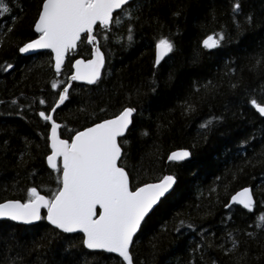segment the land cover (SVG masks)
Wrapping results in <instances>:
<instances>
[{
    "label": "trees",
    "instance_id": "16d2710c",
    "mask_svg": "<svg viewBox=\"0 0 264 264\" xmlns=\"http://www.w3.org/2000/svg\"><path fill=\"white\" fill-rule=\"evenodd\" d=\"M7 2L12 10L0 17V68L13 67L0 70V201L26 199L28 187L45 195L56 189V173L45 163L49 124L38 113L51 109L73 59L91 55V45L79 44L59 74L50 51L22 55L18 46L37 35L33 25L42 0ZM133 2L140 9L133 12L140 16L133 39H113L127 37L124 27L116 26L97 37L106 57L102 77L92 85L72 83L68 100L54 115L61 135L68 137L74 133L69 129L111 117L124 106L135 107L124 148L133 182L175 173L171 192L136 234L131 246L135 264H264V225L256 227L257 216L264 213V117L248 102L264 103V0H242L253 22L241 30L232 23L231 0ZM13 16L17 19L9 32ZM221 26L225 40L204 48V37ZM169 33L176 48L154 68L155 39ZM258 58L262 63L256 67ZM184 101L195 110L185 114ZM209 116L222 119L201 128ZM145 130L147 135H141ZM180 147L188 148L190 156L169 162V152ZM243 186L253 191L251 211L229 204ZM181 220L194 227L176 231ZM228 233L239 246L226 254L223 248L232 245ZM82 239V233L62 232L44 219L31 225L3 219L0 264H122L119 255L89 250Z\"/></svg>",
    "mask_w": 264,
    "mask_h": 264
},
{
    "label": "snow or ice",
    "instance_id": "6c2138e0",
    "mask_svg": "<svg viewBox=\"0 0 264 264\" xmlns=\"http://www.w3.org/2000/svg\"><path fill=\"white\" fill-rule=\"evenodd\" d=\"M11 10L7 0H0V17L10 14ZM139 11L133 0H42L33 25L36 38L24 42L17 50L24 54L35 49H51L54 54V67L59 74L65 53L74 51L79 44L87 43L91 45L92 58L75 60V71L69 80L94 83L102 77L101 69L106 64L105 54L97 46V37L102 32H110L112 26H116L124 27L127 37L121 35L112 38L131 41L135 24L140 20V16H134L133 12ZM231 13L232 23L237 30L245 25L251 26L253 16L243 12L242 0H231ZM11 19L12 27L8 28L9 32L13 30L17 18L13 16ZM172 35L160 34L155 39L154 68L161 62L162 57L175 50ZM225 38L221 26L220 31L205 36L201 44L206 49H213L220 46ZM104 39L107 40L108 37L105 35ZM3 45L4 40L0 38V47ZM261 63L262 59L258 58L255 66L259 67ZM12 67V64H6L0 70L7 71ZM51 87L56 89L57 82L53 81ZM232 87L237 85L233 84ZM69 95L70 89L61 83L58 99L51 106V111L64 104ZM12 102L16 103V99ZM248 102L264 116V103H258L256 99ZM40 103L44 104L45 101L41 99ZM183 108L184 113L188 114L195 110V105L184 101ZM51 111L48 114L40 111L38 116L51 122L48 136L50 151L45 159L49 168L56 173L57 187L48 195L41 194L37 187H28L26 199L3 200L0 202V218L24 224L47 220L62 232H81V243L84 247L117 253L122 258V264H134L131 246L135 242L136 234L142 224H146L152 216L154 206L158 207L157 202L173 187L176 182L175 173L157 176L151 182H133L135 178L125 161L127 152L124 148L129 143L125 134L131 130L129 126L136 112L135 107L124 106L110 118L101 119L82 130L69 129L74 132L69 139H61L58 135L57 130L61 125L53 119ZM221 119L219 116H209L200 127L206 128ZM141 135H147V131H142ZM244 143L245 141H241V144ZM24 156L25 153H21V160ZM189 156L188 148H178L170 152L167 159L169 162H180ZM233 201L250 211L253 208L254 201L248 187L232 195L229 203ZM42 209L46 210V215H42ZM262 225L264 213L256 218V227L260 228ZM181 227L194 226L181 220L175 230L179 231ZM162 230L166 231V226H162ZM248 235L254 236V233ZM227 236L232 241L231 247L223 248V245H218L226 254L235 252L239 246V241L233 238L232 233ZM208 246L211 247V243ZM211 264L217 262L213 260Z\"/></svg>",
    "mask_w": 264,
    "mask_h": 264
},
{
    "label": "water",
    "instance_id": "95a60500",
    "mask_svg": "<svg viewBox=\"0 0 264 264\" xmlns=\"http://www.w3.org/2000/svg\"><path fill=\"white\" fill-rule=\"evenodd\" d=\"M114 11H116V10H114ZM33 29H34V26H33ZM34 32H35V30H34ZM37 34V33H36ZM94 34H95V30H94ZM36 37H34V38H32V39H35ZM97 40H98V38H97ZM28 41V40H27ZM26 42V41H25ZM99 42V41H98ZM97 46H99L100 48H101V46H100V43H98V45ZM77 48H78V46H77ZM77 48L74 50V51H76L77 50ZM45 50H48V51H50L51 52V54H52V60H53V68H54V70L56 71V69H55V67H54V65H55V60L53 59V56H54V54L52 53V51H51V49H35V50H32V51H30V52H28V53H24V54H22V55H30V54H35V53H37V52H40V51H45ZM101 51L103 52V50H102V48H101ZM72 52V51H71ZM69 53L70 52H66L65 53V56H64V60H63V62H62V64H61V68H60V71L62 70V68H63V66H64V64H65V62H66V60H67V58H68V55H69ZM104 53V52H103ZM167 56V55H166ZM166 56H164V57H162V59H161V61L166 57ZM92 57H91V55L89 56V57H87V58H84V57H76L75 59H73V61H72V71H71V73L69 74V76H68V81H67V83L65 84L69 89L71 88V86H72V83L73 82H77V83H83V84H88V85H92V84H95L96 82H94V83H88L87 81H84V80H69V78L72 76V74H73V72L75 71V68L73 67V64L75 63V60H77V59H81V60H88V59H91ZM103 68H104V66L102 67V69H101V71H103ZM59 71V72H60ZM100 79V78H99ZM98 79V80H99ZM61 90V89H60ZM58 99V98H57ZM65 103V102H64ZM63 105V104H62ZM62 105H58V106H56V108H55V111L59 108V107H61ZM51 111V109L49 110V112ZM55 111H51V115H52V117H53V119L55 120V117H54V114H55ZM48 112V113H49ZM262 116V115H261ZM264 117V116H263ZM108 118H110V117H108ZM108 118H105V119H108ZM59 125H61L57 120H55ZM49 122V125H50V127H49V133H48V136H49V134H50V130H51V122L50 121H48ZM99 122V121H98ZM95 123H97V122H95ZM131 125V124H130ZM91 125H89V126H86V127H90ZM130 127V126H129ZM83 129V128H82ZM82 129H79V130H82ZM57 132H58V135L60 136V138L61 139H67V138H64V137H62L61 136V133H60V128H58V130H57ZM127 133V132H126ZM74 135V134H73ZM48 143H49V141H48ZM181 148V147H180ZM176 149H178V148H175V149H173V150H171L170 152H172V151H175ZM169 152V153H170ZM190 152V151H189ZM48 155V154H47ZM168 160V159H167ZM151 182V181H150ZM175 184V183H174ZM174 186V185H173ZM245 187H248L249 189H250V194L252 195V198H253V201H254V203H255V198H254V195H253V191H252V188H251V186H243V187H241V188H239L238 190H236L232 195H235L237 192H239L242 188H245ZM173 188V187H172ZM172 188L169 190V192L168 193H170L171 192V190H172ZM168 193H166L165 195H167ZM41 194H43V193H41ZM43 195H45V194H43ZM231 195V196H232ZM163 198V197H162ZM161 198V199H162ZM230 199H231V197H230ZM240 198L238 197V200H239ZM6 200V199H5ZM3 201V200H2ZM2 201H0V202H2ZM230 201V200H229ZM160 202V200L157 202V203H159ZM254 203H253V205H254ZM229 204H237V205H240V206H242L243 207V205H241V204H239V203H237V202H235V201H233V202H231V203H229ZM97 207H99V206H97ZM155 207V206H154ZM46 211V210H45ZM42 214H43V209H42ZM45 215H46V212H45ZM3 219H8V218H0V220H3ZM10 220V219H9ZM12 221V220H11ZM40 221V220H39ZM39 221H34V222H31V223H29V224H24V223H22V222H16V221H13V222H15V223H18V224H24V225H31V224H35V223H38ZM46 222L48 223V224H50L47 220H46ZM51 225V224H50ZM52 226V225H51ZM54 227V226H53ZM59 230V229H58ZM77 232H79V231H77ZM81 233V232H80ZM88 249V248H87ZM89 250H100V249H89ZM100 251H106V252H109V251H107V250H100ZM112 253V252H111ZM114 254H117V253H114ZM118 255V254H117ZM125 264H126V262H125ZM135 264V263H134Z\"/></svg>",
    "mask_w": 264,
    "mask_h": 264
},
{
    "label": "flooded vegetation",
    "instance_id": "af4514ba",
    "mask_svg": "<svg viewBox=\"0 0 264 264\" xmlns=\"http://www.w3.org/2000/svg\"><path fill=\"white\" fill-rule=\"evenodd\" d=\"M46 114H48L47 112H45ZM55 115V114H54ZM45 121V120H44ZM48 122V121H47ZM48 124H49V122H48ZM89 126V125H88ZM49 127H50V125H48V133H49ZM84 128V127H83ZM80 129H82V128H80ZM61 133V132H60ZM71 135H73V134H71ZM62 136V135H61ZM48 137V136H47ZM62 137H64V136H62ZM64 138H67V139H69V136L68 137H64ZM48 146H49V143H48ZM49 151H50V148H49ZM49 151H48V153H49ZM47 153V154H48ZM47 154H46V156H47ZM45 163H46V165H47V162H46V159H45ZM47 167L49 168V166L47 165ZM50 169V168H49ZM51 170V169H50Z\"/></svg>",
    "mask_w": 264,
    "mask_h": 264
},
{
    "label": "bare ground",
    "instance_id": "6f19581e",
    "mask_svg": "<svg viewBox=\"0 0 264 264\" xmlns=\"http://www.w3.org/2000/svg\"><path fill=\"white\" fill-rule=\"evenodd\" d=\"M166 196V195H165Z\"/></svg>",
    "mask_w": 264,
    "mask_h": 264
}]
</instances>
